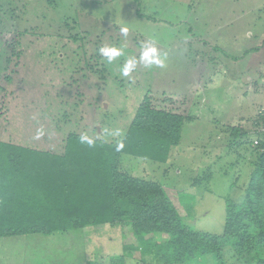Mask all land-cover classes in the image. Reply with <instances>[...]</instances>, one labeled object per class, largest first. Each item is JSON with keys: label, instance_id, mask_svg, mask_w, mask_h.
<instances>
[{"label": "rangeland", "instance_id": "obj_1", "mask_svg": "<svg viewBox=\"0 0 264 264\" xmlns=\"http://www.w3.org/2000/svg\"><path fill=\"white\" fill-rule=\"evenodd\" d=\"M146 43L165 66L121 76ZM101 47L125 54L108 64ZM145 95L183 115L182 139L167 163L123 155L121 170L162 184L189 228L221 234L227 198L240 200L263 152L264 0H0V140L61 152L71 131L123 136ZM131 241L120 222L3 237L0 264H110Z\"/></svg>", "mask_w": 264, "mask_h": 264}, {"label": "trees", "instance_id": "obj_2", "mask_svg": "<svg viewBox=\"0 0 264 264\" xmlns=\"http://www.w3.org/2000/svg\"><path fill=\"white\" fill-rule=\"evenodd\" d=\"M183 126V115L153 107L145 95L123 136L106 139L91 131H71L61 152L0 140V238L120 222L131 227L134 241L124 242L122 254L111 257L110 264H125V258L204 264L208 255L224 264L226 248L246 264H264V130L257 132L263 152L249 184L240 200H226L221 234L189 228L162 184L121 170L123 155L167 163ZM241 130L233 127L232 133L249 134ZM82 134L95 141L94 147L80 143ZM119 143L123 148L117 151ZM156 234L167 238L157 241L151 236ZM87 264L95 263L90 259Z\"/></svg>", "mask_w": 264, "mask_h": 264}, {"label": "clouds", "instance_id": "obj_3", "mask_svg": "<svg viewBox=\"0 0 264 264\" xmlns=\"http://www.w3.org/2000/svg\"><path fill=\"white\" fill-rule=\"evenodd\" d=\"M122 33L127 34V29L122 28ZM99 53L103 58H106L108 64H112L118 57L123 56L124 50L122 47H101ZM138 63L143 64L146 68L165 66V57L159 52L158 48L152 43H146L142 45L141 52L137 59H128L122 65L120 69V74L123 77H130V74L137 68ZM119 130L115 135H119ZM44 135L43 129H38L36 133V138L39 139ZM81 144H87L89 147H94L95 141L86 134H82L79 137ZM123 148V143L117 145V151Z\"/></svg>", "mask_w": 264, "mask_h": 264}, {"label": "water", "instance_id": "obj_4", "mask_svg": "<svg viewBox=\"0 0 264 264\" xmlns=\"http://www.w3.org/2000/svg\"><path fill=\"white\" fill-rule=\"evenodd\" d=\"M98 130H100V129H98Z\"/></svg>", "mask_w": 264, "mask_h": 264}]
</instances>
